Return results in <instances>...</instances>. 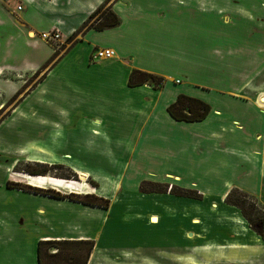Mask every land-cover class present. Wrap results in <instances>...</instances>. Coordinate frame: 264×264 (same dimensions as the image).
Returning a JSON list of instances; mask_svg holds the SVG:
<instances>
[{"label": "crops", "instance_id": "0c3cea01", "mask_svg": "<svg viewBox=\"0 0 264 264\" xmlns=\"http://www.w3.org/2000/svg\"><path fill=\"white\" fill-rule=\"evenodd\" d=\"M106 1L0 0V49L2 45L5 46L6 57L11 56L13 44L18 43L24 45L27 50L38 51L44 41L36 31L45 33L57 29L66 37L82 34L77 36L79 39L55 64L71 51L79 49L85 51L83 64L89 59L90 63L98 66L94 69L96 78L89 79L86 86L88 88L94 86L93 90L108 89L120 92L113 103L93 101L94 107L101 108L104 116L96 115L90 122L81 120L79 124H83L82 129L87 139L88 136H103L109 139L106 132L108 130H104L102 126L106 124L105 109L112 107L114 115L117 117L121 115L122 123L128 119L138 125L134 136H130L132 143L129 139L118 135L114 139L119 140L118 144L127 152L124 154L134 158L138 157V153H141L140 157L143 158L148 154L150 158L155 159L153 162L164 167L150 164L149 177L142 178L140 183L134 184L135 186L142 187L145 183L153 182L181 189L228 186L247 193L264 207V133L259 128L260 124L264 126V16L255 14L256 9H253V13L238 10L244 18L243 21L258 22L255 26L258 29L252 35L258 38V41L251 40L250 44L244 47L238 46L237 40L223 44L221 37L216 33L211 39H205L203 33L210 29V26H204L202 20L197 22V26L192 24V31L201 37L198 43L194 44L192 49H184L179 46L182 42L185 48L188 46L184 44V38L180 41L169 36L173 33L176 24L184 23L187 20L185 17L191 18L187 20L191 23L208 15L222 17V13L227 8L205 7V2L202 0H197V7H140L139 5L117 7L121 0H111L108 5H112V11L120 18V24L103 31L88 29L85 26L86 22ZM186 1L195 2L194 0L178 2L186 6ZM19 6L22 7L21 10L18 9ZM173 13L175 19H172ZM225 17L227 21L224 23L228 26L232 25L231 18L227 15ZM178 31L181 34L182 28L179 27ZM92 33L98 35H91ZM142 36L146 39L141 40ZM259 36L262 41L259 40ZM138 37L140 41L149 45L145 50L149 59L163 61L175 72L171 74L168 71H158L139 64L137 62L139 58L147 55L143 54L137 44ZM103 49L114 51L115 56L111 59H94L95 53ZM90 51L93 52L88 57ZM13 52H16V47ZM224 56L228 57L225 62L222 60ZM190 59L195 61L190 62ZM218 61V75L230 74L232 79L229 87L217 91L219 98L221 102L226 103L232 100L240 106V109L226 116L215 102L198 96L211 107L207 118L200 122L174 120L167 111L168 107L181 93L192 95L183 89L172 87L170 82L174 80V75L189 76L191 69L198 68L212 71V66ZM42 65L43 62L36 63L35 68L40 69L38 73H41ZM6 68L14 72V68L8 65ZM133 70L155 73L154 75L165 79V84L160 89L148 84L129 87L128 80ZM51 72L52 68L47 72L43 70L41 73L43 79L50 76ZM74 90L76 93L79 91L78 88ZM87 105L91 107V102ZM233 124H238L241 129H236ZM75 130L77 131L73 132L71 140L76 139V141L71 147L74 146L78 152H81L79 151L82 149L81 142L78 143V139L83 135H80L77 126ZM90 149L94 154L98 148ZM77 154L73 151L66 155L72 162L68 163L70 169L80 176L75 170H82L79 166L88 165L78 164L77 159L74 158ZM51 155L55 157L54 154ZM74 161L76 164L73 163ZM133 165L131 163V166ZM128 167L130 168V165ZM150 179L153 181H146ZM161 182L165 183L160 184ZM110 185H114L116 192L121 183L116 181ZM95 188L100 190L102 184L98 183V187ZM86 194L90 196L93 194L96 198L108 201L109 206L30 193L27 195L32 196L34 202L40 198L47 203L33 211H25L20 207L15 209L17 214L23 215L25 219L31 218L33 229L30 233L35 236L33 242L38 264L40 262L54 264L50 259L61 257L63 251L61 246L67 245L86 249L87 255L81 264H264V237L255 233L249 226L238 224L240 221H247L239 208L226 204L229 195L227 190L222 195L225 199L224 203L219 200L218 202L226 208H231L224 207L228 213L223 212L224 210L222 211L218 206L215 210L214 208L211 210L215 211L217 216H227L231 219L227 221L229 224L244 229L235 234L227 232L225 228H217L209 232L206 228L202 230L204 220L201 219L200 224L193 225L199 229L190 234L197 241L196 245L191 247L181 244L190 232L184 224L187 219L183 216L180 218L182 222L179 223L178 229L172 230L176 231L175 233L161 229L172 215L176 220L179 218L178 205L184 204L182 201L186 202L184 196H174L170 190L164 192L162 196L151 197V200L160 206V210L149 212L148 215L144 210L140 211L137 219L144 222L145 228L136 233H129L120 228L109 227L110 219H115L119 215L127 218L123 215V209H115L114 198L105 194ZM122 197L126 199L128 193H123ZM141 197L145 199L148 196L141 195ZM51 201L58 204H53ZM165 207H171L174 213L170 214ZM233 208L238 209L239 212H234ZM146 216H158L159 222L153 224ZM13 217L14 214L10 218V225ZM23 226L19 227L17 224L15 231L22 229ZM6 230L9 232V226ZM1 232L2 230L0 234ZM116 238L121 240L118 246H114ZM197 249L196 257L194 251ZM207 259L209 261H206Z\"/></svg>", "mask_w": 264, "mask_h": 264}, {"label": "rangeland", "instance_id": "374dc122", "mask_svg": "<svg viewBox=\"0 0 264 264\" xmlns=\"http://www.w3.org/2000/svg\"><path fill=\"white\" fill-rule=\"evenodd\" d=\"M178 1L121 0L117 7H130V5H139L140 7H197L198 4L197 0H194L197 3L186 1V6H183ZM202 1L205 2V7H225L227 10L222 13V17L221 15L215 17L208 15L202 18L198 17L201 19L192 23L187 21L191 18L185 17L187 20L184 23L176 24L173 29L174 34L172 33L169 36H172L173 39L178 38L180 41L184 38V44L188 46L185 48L182 42L179 44L180 47L192 49L194 44L198 43L201 37L192 31V24L197 26V22L202 20H204V26H210V29L205 30V33H203L207 40L211 39L216 33V35L221 37L222 43L229 44L230 41L237 40L238 46L241 47L250 44L251 40L256 39L258 41V38L252 37L254 32L257 31L256 29H258L255 27L258 22L249 23L243 21L244 18L239 11L242 9L248 11V13H253V9H256L255 14L263 17L264 9L262 7H264V0ZM225 15L231 18L232 25L228 26L224 23L227 21ZM172 19H175L174 13ZM179 27L182 28L181 34L178 31ZM36 32L37 35H40V39L44 41L38 51L27 50L24 45L18 43L17 45L13 44L11 56L6 57L4 55L6 53L5 46L2 45V49H0V231L2 230L0 234V264H38L36 247L33 242L35 236L30 233L33 229L31 218L27 217L25 219L23 215H18L15 210L20 207L25 211H33L34 209H39V207L42 208L43 204L47 203V201L40 198L34 202L31 199L32 196L27 195L30 193L44 196L45 192H54L59 193L63 197H72V199H76L74 197L78 195L88 203L109 206V203L102 199L86 193L105 194L110 198H114L115 209H123V215L127 216V218H124L119 215L115 219H110L109 227L136 233L145 228L144 222L137 219L140 211L144 210L145 214L148 215L149 212L160 210V206L151 200V197L162 196L164 192L173 190L174 196L182 194L186 202L182 201L184 204L178 205L179 218L176 220L172 215L168 223L161 229H167V232L173 234L176 232L172 231L173 228L177 230L179 223L182 222L180 220L181 216L186 218L187 221L184 224H186L190 232H188L186 239L181 242L183 246L191 247L196 245L197 241L190 234L199 229L197 226L193 227V225L200 224L203 220L204 224L201 228L202 230L206 228L209 232L217 230V228H225L227 232L235 234V232L244 229L237 225L229 224L227 221L231 219L227 216H217L218 214L211 210L213 208L215 210L218 206L223 211L225 206L219 203L218 200L224 203L225 199H223L222 195L226 190L230 194L236 188L221 186L181 189L165 186V182L160 183L164 185L153 182L145 183L142 187L135 186L134 184L140 183L142 178L149 177L150 164L160 168L164 167V165H158L153 162L155 159L150 158L148 154L145 158L140 157L141 153H138V157L135 156V158L129 154H124L127 152L118 144L119 140L114 139L118 135L129 139L132 143L130 136H134L138 125L133 124L128 119L122 123L121 115L119 114L118 117L114 115L112 107L105 109V112H107L106 124L102 126L104 130H108L106 132L109 139L103 136H88L87 139L82 129L84 127L83 124H79L81 120L85 122L89 120L88 122H90L96 115L104 116L101 108L94 107L93 101L113 103L120 92L108 89L93 90L94 86L89 88L86 86L89 79L96 78L94 69L98 66L90 63L89 59L83 64L82 59L86 54L85 51L80 49L71 51L55 64L82 34L77 35L78 37L75 34L68 37L63 36L58 42H50L52 47L42 38L44 32ZM91 35L98 34L92 33ZM144 39L146 37L142 36L141 40ZM259 40L262 41L261 36H259ZM137 44L143 54L147 55L145 50L149 48V45L140 41L139 37ZM15 47L16 52H13ZM92 52L88 53V57ZM55 53L58 56L52 61ZM222 60L225 62L228 57L224 56ZM192 61L195 60L190 59V62ZM42 62L41 73L43 70L47 72V70L52 68V74L47 76V79H43V75L38 73L40 69L37 70L35 68L36 63L41 64ZM137 62L147 68H155L158 71H168L171 74L175 72L167 63L165 64L163 61L155 59L151 60L148 55L145 57L141 56ZM218 64L219 61L212 66V71L198 68L196 70L191 69L189 76L176 74L174 75V80L170 83L173 88L183 89L192 94L181 93L183 95L199 100H201L199 97L202 96L204 99L212 100L218 108L224 111L226 116H230L239 110L240 106L232 100L228 103L221 102L222 100L219 98L217 91L221 88L229 87L232 79L230 74L218 75ZM7 65L14 68V72L6 68ZM33 71L35 72L33 73ZM38 83L39 85H37ZM75 88H78V93L74 90ZM88 102H91V107L87 105ZM76 126L80 135H83L82 138L78 139V143L81 142L80 147L82 149L79 150L81 152H78L74 146L71 147V144L76 141V139L71 140L73 132L77 131L75 130ZM233 127L241 129L238 124H233ZM259 128L264 133V126L260 124ZM120 141L123 143L122 140ZM91 147L98 148L94 151L96 153L93 154L91 152ZM73 151L78 153L74 155L78 164L88 165L79 166L82 170H75L80 176L74 173L68 164L72 162L66 154ZM51 154H54L55 157L53 158ZM54 159L57 161H54ZM76 162L74 161L73 163L76 164ZM131 163L134 165L131 166ZM128 165H130V168ZM34 169H38V171L32 173ZM44 170H46L45 174H39ZM27 176H37L38 180L34 182L39 183L31 182L25 178ZM82 176L85 177L83 178ZM116 181L120 182L121 186L118 190L116 188L117 191L115 192L114 185L111 186L110 184ZM146 181L150 182L153 180ZM98 183L102 184L100 190L95 188L96 186L98 187ZM77 187H79L78 190ZM15 192L27 194H16ZM123 193H128L126 199L122 197ZM197 194L201 196L200 199L194 198ZM141 195L148 197L144 199ZM244 195H247V193L240 191L238 194H232L231 199L233 202L239 201L243 203L245 210L251 212L253 218L264 217V207L258 204L250 195H248L249 198H244ZM165 208L170 214L174 213V210L171 211V207ZM233 211L239 212L236 208H233ZM223 212L228 213L227 210ZM13 214V222L10 225V218ZM146 218L153 224L159 222L158 216H146ZM17 224H19V227L24 226L22 229L15 231ZM238 224L249 226L248 221H240ZM8 226L9 232L6 230ZM147 229L150 230V228ZM107 241L109 242V240ZM120 242L121 240L116 238L114 246H118ZM61 247L63 249L61 257L50 259L52 263H83L87 255L86 249L68 245L64 246L65 249L63 246ZM194 253L197 257L198 249ZM72 259L73 261H70ZM206 261H209V259Z\"/></svg>", "mask_w": 264, "mask_h": 264}, {"label": "trees", "instance_id": "16d2710c", "mask_svg": "<svg viewBox=\"0 0 264 264\" xmlns=\"http://www.w3.org/2000/svg\"><path fill=\"white\" fill-rule=\"evenodd\" d=\"M111 0H107L102 4L88 19L85 26L88 29H93L96 31H103L107 29H112L117 27L120 24V18L112 11V5H108ZM58 56L56 53L54 54L52 61ZM151 85L155 89H160L165 84V79L163 77H160L158 75L150 74L147 72H143L140 70H133L129 76L128 80V86L129 87H137L142 85ZM169 115L176 121H183V122H200L207 118L209 113L211 112V107L209 104L196 99L192 98L183 94H180L176 101L171 104L167 109ZM49 157L52 159V157L49 155ZM38 169L32 170V173L37 172ZM46 170L41 171L39 174H45ZM26 179L30 180L33 183H39L34 182L37 179V176H27ZM79 187H77L78 190ZM37 192V190H35ZM172 193L173 190H171ZM240 191L237 189H234L226 198V203L235 207H238L241 209L242 215L245 217V219L248 221L249 226L252 230H254L258 235L264 237V217L255 219L253 218L251 212H247L244 208V204L238 202H233L231 197L232 194H238ZM45 196L57 198V199H67L71 201L81 202L85 204H91L82 199V197L75 195L74 198L72 197H63L59 193H47L43 194ZM180 196H183L182 194H177ZM195 199H200L201 196L197 194V196H194ZM244 198H249L248 194L244 195ZM104 201V200H103ZM108 203V201H105ZM108 205V204H107ZM98 206H103L99 205ZM107 207V206H104ZM41 264V262H40Z\"/></svg>", "mask_w": 264, "mask_h": 264}, {"label": "built area", "instance_id": "2783aa9c", "mask_svg": "<svg viewBox=\"0 0 264 264\" xmlns=\"http://www.w3.org/2000/svg\"><path fill=\"white\" fill-rule=\"evenodd\" d=\"M19 9H21V7H19ZM62 37H63V34L57 29H53L50 32L42 34V38L46 41V43H48L51 46L52 44L50 42H58L59 40H61ZM114 56H115L114 51L110 49H103V50H98L95 53L93 58L96 60L97 59H111Z\"/></svg>", "mask_w": 264, "mask_h": 264}, {"label": "bare ground", "instance_id": "6f19581e", "mask_svg": "<svg viewBox=\"0 0 264 264\" xmlns=\"http://www.w3.org/2000/svg\"><path fill=\"white\" fill-rule=\"evenodd\" d=\"M33 36V34H31V37ZM2 107V106H1ZM54 161H57L56 159H54ZM83 178L85 177V176H82Z\"/></svg>", "mask_w": 264, "mask_h": 264}]
</instances>
